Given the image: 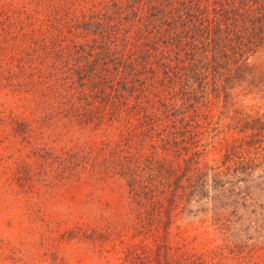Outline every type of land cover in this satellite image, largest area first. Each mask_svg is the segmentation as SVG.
<instances>
[{
    "label": "trees",
    "instance_id": "16d2710c",
    "mask_svg": "<svg viewBox=\"0 0 264 264\" xmlns=\"http://www.w3.org/2000/svg\"><path fill=\"white\" fill-rule=\"evenodd\" d=\"M36 2L46 12L27 14L21 46L0 42L1 87L23 106H42L47 128L98 137L61 148V177H122L136 234L164 226L167 235L190 202L187 189L214 169L195 149L190 101L210 81L225 88L240 78L264 49V0ZM15 125L24 134L27 124ZM190 261L203 260L176 258Z\"/></svg>",
    "mask_w": 264,
    "mask_h": 264
},
{
    "label": "rangeland",
    "instance_id": "374dc122",
    "mask_svg": "<svg viewBox=\"0 0 264 264\" xmlns=\"http://www.w3.org/2000/svg\"><path fill=\"white\" fill-rule=\"evenodd\" d=\"M34 10L46 7L0 0V42L21 46ZM223 84L210 81L190 101L195 149L214 169L187 189L190 202L167 235L164 226L136 234L122 177H61V148L98 137L47 128L42 106H23L0 85V264H177L182 253L202 256L186 264H264V49Z\"/></svg>",
    "mask_w": 264,
    "mask_h": 264
}]
</instances>
